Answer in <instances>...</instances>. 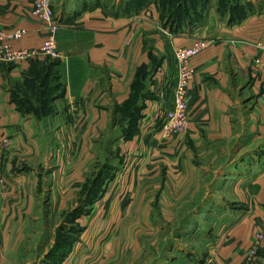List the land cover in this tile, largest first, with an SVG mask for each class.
Returning a JSON list of instances; mask_svg holds the SVG:
<instances>
[{"label": "crops", "instance_id": "1", "mask_svg": "<svg viewBox=\"0 0 264 264\" xmlns=\"http://www.w3.org/2000/svg\"><path fill=\"white\" fill-rule=\"evenodd\" d=\"M260 2L254 0L246 17L222 16L212 8L204 25L175 33L160 23L157 1L140 7L136 0H52L60 25L55 38L61 58L0 68V144L6 140L11 149L5 158L17 166L37 156L24 180L33 172L39 178L37 166L51 169L57 157L75 162L79 168L71 171L74 174L69 167L66 172L71 184L44 193L69 197L83 189L91 167L86 163L100 156L94 148L112 133L105 142L132 169L128 195L134 196V203L118 209L125 214L114 224L118 228L126 223L128 233L146 232L144 239L149 240L165 226L167 214L175 212L170 216L175 219L190 204L189 170L192 163L201 162L208 165L199 170L201 177L213 178L208 199L192 214L180 215L188 223L183 225L189 227L186 231L196 230L191 241L200 244L184 246L183 233H178L183 264L204 263L208 242L220 253L214 255L215 264H241L258 235L263 237L258 264H264V72L255 65V59L264 60V1L262 7ZM33 4L34 0H0V30L7 35L24 32L20 39H9L14 49H38L48 37L50 25L33 15ZM199 39L211 43L192 62L195 76L189 86L186 131L166 139L162 121L156 118L144 127L145 134L127 138L122 132L128 131L133 113L131 99L140 101L141 119L158 111L163 92L170 95L175 83V50ZM39 94L46 97L38 102ZM42 101L47 112L39 118ZM44 147L53 153L45 155ZM38 192L33 180L0 187V211L13 213L2 224L31 226L33 220L18 213L23 204L25 211H37L32 196ZM8 195L24 202L7 206Z\"/></svg>", "mask_w": 264, "mask_h": 264}, {"label": "rangeland", "instance_id": "2", "mask_svg": "<svg viewBox=\"0 0 264 264\" xmlns=\"http://www.w3.org/2000/svg\"><path fill=\"white\" fill-rule=\"evenodd\" d=\"M184 1L186 0H159L158 10H161L163 15H168L172 12L176 13L177 5ZM193 2L194 5L198 6L196 8L198 13L203 15V21H197L199 24L195 25V29L204 25L212 8L216 9V13H223L222 2L227 7L237 3L241 7L245 6L246 11H249L248 7L254 6V0H193ZM262 4L264 5V2ZM160 21L161 24L164 23L162 17ZM199 40L204 41V39ZM171 94L172 92L170 95L163 92L162 97L172 100ZM130 105L131 109H134L133 104ZM106 135L108 136L104 140L99 138L98 147L94 148V151H97L100 156L93 157L91 163H86L89 167L91 166L86 180V183H88L86 188L81 189L80 192H78L79 190L76 191L79 194L69 197H61V195L55 194V198L54 196L53 198L46 196L44 193L47 190H52V187L60 189V191L65 189L63 187L70 185L72 182L70 178H67V168H70L69 172L71 173V171L75 172L79 166L75 162L68 164L64 158L60 159L61 157H57V160L53 162L54 164H51L52 167L50 165L51 169L47 165L37 166L39 168L37 170L40 173L39 178L33 172L32 176L28 180L25 179V181L22 176L29 174L30 169L34 166L32 163L37 164L38 160L35 159L37 156L30 158L28 162L25 161L24 164L19 163L16 166L13 164L12 159L5 158V156L11 155L9 151L11 149L5 146L7 145L6 140L2 141V144H0V155L3 156L0 157V187L12 188L20 183L25 185L27 181H30L31 184L33 180L39 192L36 193L37 195L32 196L36 201L35 208L38 212L25 211L27 205L23 204L21 209L23 211L18 213L31 218L33 220L31 226L22 225L23 227L20 228L5 227L2 224L4 222L2 220L4 218L9 219V216L13 213L0 211V254L4 255L3 258H0V264H183L184 260L181 255H178L179 249H183V246L178 242L179 239H176L178 233L182 232V240L188 241L183 242L181 240V243L185 244L184 246L195 248L200 245L196 241H191L196 230L189 229L186 231V228L189 227L183 225L188 223L183 221L184 219L180 215L184 213L183 216L186 217L192 214L194 208H198L204 199H208V185L212 183L211 179L213 177H205L204 179L199 174V170H203L202 166L208 165L201 162L192 163L190 170L193 171L189 170V174L192 177L186 184V187L190 190V204H186V207L181 208V212L178 213L179 216L175 219L170 217L172 214H176L175 212L167 214L165 218L167 223L164 222L165 226L159 231L157 230L156 236L151 238V240H149V237L144 239V236H148L146 232H141L138 235L137 230L136 232L131 230L128 233L126 223L120 224L122 228H117L114 224L116 220L121 219L125 214L121 216V213L117 212L118 209L126 208L130 202L134 203V196L130 197L128 195V188L132 183L130 179L132 177V175L130 176L132 169L130 170V166L127 168L126 163L116 162L114 154L116 155L118 152H115L116 149L111 148L105 142L113 134L107 133ZM51 152L53 153V149H49V153H46L44 147L45 155H50ZM14 154L27 157L29 153L14 152ZM105 159L113 163V169L111 173L107 172L105 178H102V172L104 170L107 171L109 168L102 165L105 163ZM12 167L17 168V171H14ZM13 172L17 173L16 176H12ZM73 174L71 173L70 175ZM10 181L14 182L12 186L9 183ZM41 190L43 191L42 193ZM90 197H93L92 203L89 201ZM50 198H52V202L47 205V200ZM59 200H63V205L59 204ZM22 202L24 201H15L14 196H7V206L10 204L11 206L19 207ZM189 208L191 209L190 211H188ZM76 209L79 210V213H77L78 210ZM14 214L16 215L17 213ZM34 217H37L38 222L34 220ZM121 221L125 222L126 220L122 219ZM100 223H102L101 226ZM133 232L135 235L132 234ZM258 238L259 241H262L263 237L258 235ZM3 239H5V243ZM134 240L135 245H137L133 247L132 243ZM259 241L250 246L241 264H246L247 256L251 255L252 252H255L256 255V251L258 253L256 258L259 260ZM107 243H110L108 248ZM212 247L211 242H208V247L206 246V248L209 257L202 264H215V256L220 253L216 246Z\"/></svg>", "mask_w": 264, "mask_h": 264}, {"label": "built area", "instance_id": "3", "mask_svg": "<svg viewBox=\"0 0 264 264\" xmlns=\"http://www.w3.org/2000/svg\"><path fill=\"white\" fill-rule=\"evenodd\" d=\"M32 13L50 25V31L44 45L38 49H14L9 43V39H20L24 32L18 31L12 35H7L0 30V68L6 64H21L37 59L58 60L61 58L62 55L58 51L55 38L60 25H58L53 12L52 0H34ZM210 43L208 40H198L191 47H182L175 50L176 78L170 90L172 100H167L165 97L160 99L162 103L160 109L153 115L148 114L139 121L138 135H143L145 133L143 132L144 127L151 126L156 118L162 121L161 135L166 139L186 131L189 121L187 97L190 82L195 76L192 62L196 56L210 46ZM255 65L264 71L263 59H255ZM257 255V251L256 255L255 252L248 255L245 261L246 264H258Z\"/></svg>", "mask_w": 264, "mask_h": 264}, {"label": "trees", "instance_id": "4", "mask_svg": "<svg viewBox=\"0 0 264 264\" xmlns=\"http://www.w3.org/2000/svg\"><path fill=\"white\" fill-rule=\"evenodd\" d=\"M150 1H157V3L159 2V0H136V5L142 7L146 3H149ZM236 4H232V5H230V7H227V5H225V3L222 2L221 6L224 7V11L225 12L223 11V13H221V15L225 16L227 14H231V15L239 14L241 17H246V15H248V11H246L245 6L241 7L239 4H237V5ZM177 6H178V8L176 9L177 12L176 13L172 12L171 14H168V15H166V14L163 15L162 11L160 10L161 16H162V19H163L165 25L170 26L173 29H176V30H174V31H176L175 33H178L177 31H180V32L184 31L187 28H192L193 29V28L196 27L195 25L199 24L197 21H203V15L198 13V11L196 10V8H198V6L194 5L193 0H186V1L182 2V3L180 2ZM158 7H159V4H158ZM251 9H252V7L251 8L248 7V10H251ZM185 20H188V21L187 22H183ZM193 23H196V24H193ZM47 71H48L47 72V74H48L50 72V69H48ZM138 93H139V90H138ZM45 97H46L45 95L43 97V95L40 96V94H39V95H36V100L39 102V101H41V99H43ZM154 97L155 96L153 94L150 95V98H154ZM131 100H132V102H130V104H133L134 109H131L133 111V113L131 114V116L128 119V123H129L128 129H127L128 131L122 132V133H124V135H126L127 138L136 136L138 134V122L141 119V115H140V109H141L140 101H138L136 97L132 98ZM43 102H45V101H42V103ZM46 107H45V103H43L40 106L39 109H40V111H42V113L38 112L37 113L38 114L37 117H39V118L46 117V116H44V114L47 112L46 111ZM35 111H38V109H35ZM114 158L116 159V162L119 161V162H121V164L124 161V158L123 157L120 158V156L117 153H116V155L114 154ZM102 165H104L106 167H109L107 171L104 170L102 172V174H101V177L105 178V176H107V172L111 173V171L113 169V163H110L109 161H106ZM110 176H111V174H110ZM87 185H88V183H86L83 186V189H85ZM92 198L93 197H90V199H89V201H91V203L93 202ZM76 210H78V209H76ZM77 213H79V210L77 211Z\"/></svg>", "mask_w": 264, "mask_h": 264}]
</instances>
